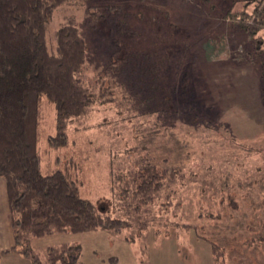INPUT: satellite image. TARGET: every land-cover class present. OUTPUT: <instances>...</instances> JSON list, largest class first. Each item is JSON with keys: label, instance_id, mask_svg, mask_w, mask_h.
Masks as SVG:
<instances>
[{"label": "rangeland", "instance_id": "1", "mask_svg": "<svg viewBox=\"0 0 264 264\" xmlns=\"http://www.w3.org/2000/svg\"><path fill=\"white\" fill-rule=\"evenodd\" d=\"M106 4L139 15L132 19L139 33L126 42L142 56L119 75L110 70L115 31L87 22L94 6ZM255 6L243 0H72L56 8L50 45L56 30L73 21L89 46L86 84L124 82L129 98L73 119L65 145L53 147L56 108L43 97L37 128L42 171L67 172L83 198L125 219L114 177L149 164L175 169L182 174L174 186L177 204L167 212L157 206L155 213L178 225L55 233L32 239L35 248L43 253L79 244L81 264H264V50L256 48H264V30L251 39L232 19L233 12L251 14ZM258 8L264 19V0ZM130 233L138 234L133 239Z\"/></svg>", "mask_w": 264, "mask_h": 264}, {"label": "trees", "instance_id": "2", "mask_svg": "<svg viewBox=\"0 0 264 264\" xmlns=\"http://www.w3.org/2000/svg\"><path fill=\"white\" fill-rule=\"evenodd\" d=\"M67 1L72 0H0V176L6 181L15 240L11 249L0 250V264L9 252L21 254L31 264H81L79 244L49 246L42 253L31 243L55 233L108 230L118 234L133 228L140 233L157 224L178 225L155 213L157 206L167 212L177 204L174 186L182 174L175 169L149 164L114 177L112 191L125 219L112 217L83 198L77 181L67 172L42 171L37 128L43 97L56 108L57 133L49 139L53 147L65 145L73 119L96 105L120 106L129 98L124 82L109 81L98 87L86 84L83 70L89 46L73 21L56 30L55 43L50 45L51 19L56 8ZM244 1L247 6L257 5L253 13L233 12L238 18L232 19L256 39L264 30L260 0ZM135 15L126 5L111 4L94 6L89 13L90 28L102 24L109 34L115 31L110 62L113 74L119 75L134 57L142 56L129 50L126 42L139 33L132 25ZM249 16L256 26L250 24ZM138 233H130V237L134 239Z\"/></svg>", "mask_w": 264, "mask_h": 264}, {"label": "crops", "instance_id": "3", "mask_svg": "<svg viewBox=\"0 0 264 264\" xmlns=\"http://www.w3.org/2000/svg\"><path fill=\"white\" fill-rule=\"evenodd\" d=\"M0 177V250L7 251L14 244V232L12 227V219L8 202L7 186L5 179ZM1 264H31L29 260L21 254L15 252L6 253Z\"/></svg>", "mask_w": 264, "mask_h": 264}]
</instances>
